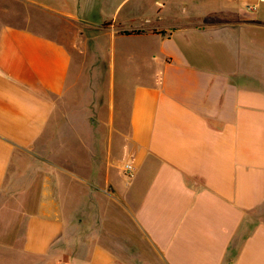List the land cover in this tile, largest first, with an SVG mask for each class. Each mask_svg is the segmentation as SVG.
<instances>
[{"label":"crops","instance_id":"0c3cea01","mask_svg":"<svg viewBox=\"0 0 264 264\" xmlns=\"http://www.w3.org/2000/svg\"><path fill=\"white\" fill-rule=\"evenodd\" d=\"M11 2L0 264H264V0Z\"/></svg>","mask_w":264,"mask_h":264},{"label":"rangeland","instance_id":"374dc122","mask_svg":"<svg viewBox=\"0 0 264 264\" xmlns=\"http://www.w3.org/2000/svg\"><path fill=\"white\" fill-rule=\"evenodd\" d=\"M9 11L11 13L8 14V19L5 17V15H1V21H3L4 19L6 20H9L10 22H16L18 19L22 18L24 19L25 21L26 20H29L32 18V13L30 11V9H24L23 7L19 6L18 4H16L15 2H11V4H9ZM35 17H39L38 19V22L43 25V28L46 29L45 26L48 25V19H50L49 15L46 14V13H38L35 15ZM37 27H35L36 29H41V31H45L44 29H42V27H39V25H36ZM47 32V29L46 31ZM80 79H77V83H79ZM105 93H107V88H106V91ZM89 97V96H88ZM73 98L74 95H73ZM80 98V97H79ZM78 98V96L75 98V99H71V102H72V105H79V102H80V99ZM106 98V102H105V106L107 105V94L104 95V99ZM71 105V106H72ZM74 109V108H73ZM115 124L118 123L119 121V118L117 117L116 115V112H117V94H115ZM122 115V114H121ZM102 117V116H101ZM103 117H105V114H103ZM93 120L95 121V119L93 118ZM122 122L120 123V125H113V126H96V125H93L92 127L90 126H73L71 127V132H72V135H89L91 133H93L94 135H100L102 137H104L106 139V137L109 139V141L111 140L112 142V145L113 146H116V144L119 142V140L122 141V134H125L126 131H127V127L126 125L123 124V120H121ZM96 122V121H95ZM63 130L64 127H59ZM73 143V153H75V161L77 162V164L80 163V158H81V149L80 147L78 146V141L76 138L73 139L72 141ZM90 144V143H89ZM106 144V143H104ZM117 150L113 151V153H115L116 151L118 152L119 148L116 147ZM119 162H121V160H119ZM120 166L121 163H118ZM126 164H124L122 166V178L124 180H128L130 178H128L126 175H125V172H124V167H125ZM23 179L21 180L22 182H31L34 180L33 178V175H23ZM38 178H36L35 181H37ZM9 211V210H8ZM28 260V259H27ZM25 259V262H30L29 260L27 261Z\"/></svg>","mask_w":264,"mask_h":264},{"label":"built area","instance_id":"2783aa9c","mask_svg":"<svg viewBox=\"0 0 264 264\" xmlns=\"http://www.w3.org/2000/svg\"><path fill=\"white\" fill-rule=\"evenodd\" d=\"M124 172H125V175L130 178L133 176V173H134V168L131 164H126L125 167H124Z\"/></svg>","mask_w":264,"mask_h":264}]
</instances>
